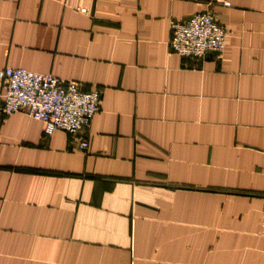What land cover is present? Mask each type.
Listing matches in <instances>:
<instances>
[{"label":"crops","instance_id":"crops-1","mask_svg":"<svg viewBox=\"0 0 264 264\" xmlns=\"http://www.w3.org/2000/svg\"><path fill=\"white\" fill-rule=\"evenodd\" d=\"M199 13L227 50L183 58ZM5 68L101 109L51 136L0 112V264H264V0H0Z\"/></svg>","mask_w":264,"mask_h":264},{"label":"built area","instance_id":"built-area-1","mask_svg":"<svg viewBox=\"0 0 264 264\" xmlns=\"http://www.w3.org/2000/svg\"><path fill=\"white\" fill-rule=\"evenodd\" d=\"M169 42L173 53L187 59H204L222 54L228 47V32L210 13H199L183 22H173ZM3 90L0 112L11 116L22 112L45 126V134L56 131L77 135L87 130L101 109L99 89L82 91L75 81L22 68H5L0 73ZM90 143L82 140L80 150Z\"/></svg>","mask_w":264,"mask_h":264}]
</instances>
